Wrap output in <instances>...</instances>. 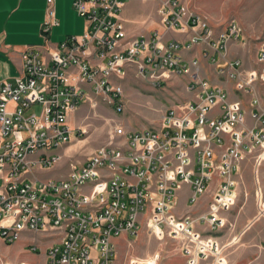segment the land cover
<instances>
[{"label": "built area", "instance_id": "built-area-1", "mask_svg": "<svg viewBox=\"0 0 264 264\" xmlns=\"http://www.w3.org/2000/svg\"><path fill=\"white\" fill-rule=\"evenodd\" d=\"M47 2L44 32L57 24L54 0ZM73 4L86 20L85 32L49 51L48 60L29 49L23 75L0 79V239L15 242L25 230L51 237L61 232L40 264H116L114 237L143 230L178 240L187 264L214 257L216 262L218 241L205 238L196 223L222 227L219 212L237 200L236 175L242 161L256 153L258 168L264 160V110H251L253 123L247 125L243 102L199 78L198 59L186 62L179 50L206 43L221 54L230 41L241 38L240 23L232 19L217 32L205 15L182 0H163L160 13L166 29L191 28L195 33L184 41L165 43L156 30L150 37L130 40L121 50L127 36L120 19L123 0ZM256 64L247 72L241 69V60H234L218 72L227 74L236 90L251 94V104L258 108L261 98L255 83L264 86V38ZM131 66H136L138 76L159 83L194 66L197 71L187 85L193 98L167 109L160 129L113 125L108 142L83 163L73 162L64 179H29L30 172L52 168L63 159V148L74 137L69 115L84 101L95 106L91 94L123 110L124 87L113 77L124 76ZM35 105L42 108L39 114L25 113ZM218 145L224 146L220 153L215 151ZM216 176L221 182L206 213L197 217L175 213L177 193L184 184L191 186L190 202L196 204ZM0 264H8L1 254Z\"/></svg>", "mask_w": 264, "mask_h": 264}, {"label": "rangeland", "instance_id": "rangeland-1", "mask_svg": "<svg viewBox=\"0 0 264 264\" xmlns=\"http://www.w3.org/2000/svg\"><path fill=\"white\" fill-rule=\"evenodd\" d=\"M182 1L192 10L205 15L214 29H218L217 32L225 29L230 20L236 19L240 23L247 40L244 47L246 55L242 58L244 66H255L256 57L254 55L259 47L260 39L264 38V0H190L189 3ZM113 79L122 83L124 87L122 111H117L115 106L107 104L101 97H98L101 101L99 105L93 106L89 101H84L77 108L79 116L69 120L74 129L73 139L76 137L82 140L79 152L71 156L74 163H81L82 158L87 159L91 153L88 152L92 151L88 150L90 146L99 147L106 144L113 125H122L127 129L144 127L160 129L163 115L167 109L188 103L193 98V95L187 90V84L190 82L187 75L172 73L159 83L151 78L138 76L136 66H131L127 68L124 76H114ZM221 79H226V77L222 76ZM229 82L234 83L233 80ZM229 91L231 98L233 94L231 90ZM235 93L241 95L237 91ZM41 109L40 105H35L25 113L36 112L39 114ZM250 164L249 183L245 187L246 190L242 192L241 199L243 200H236L235 204L228 210L219 212V217L224 220V225L215 229L208 223L202 225L208 229V233L202 232L203 236L216 239L220 245L217 261L215 262L216 257H214L213 260H200L198 264H264L263 167L262 169L261 167L256 168L255 159L251 160ZM65 169L67 168L61 170L64 172ZM45 172H40L41 176ZM29 174V179H44L41 177L30 178ZM175 213L178 216H184L189 212L180 214L175 207ZM225 228L226 233H231L230 237H233V243L231 241L223 243L215 234L209 233ZM122 235L120 234L119 238ZM39 238V235L32 232L28 236L19 237L15 242L8 244L0 239L2 259L8 264H20L22 261L28 264H36L41 259L40 252L44 240L50 242L56 237L45 235L41 239ZM114 243L116 244V264H137L155 258L157 264H163L166 257L174 260L180 252L186 258L187 264V255L182 250V244L170 236L158 238L142 230L138 235H131L130 238L118 244L115 241ZM231 243L232 245L228 248ZM34 245H36V250L32 249Z\"/></svg>", "mask_w": 264, "mask_h": 264}, {"label": "crops", "instance_id": "crops-1", "mask_svg": "<svg viewBox=\"0 0 264 264\" xmlns=\"http://www.w3.org/2000/svg\"><path fill=\"white\" fill-rule=\"evenodd\" d=\"M123 1L124 6L120 13V19L125 26L127 36L121 42V46L119 47L121 50L126 47V43L130 40L137 37H150L156 30L163 34V41L165 43H168L174 39L184 41L195 33V31L191 28L186 32L168 31L166 29L162 22V16L160 13L163 0ZM184 1L187 3L190 2V0ZM73 2L74 0H54L53 7L55 8L56 12L57 24L51 25L50 30L44 32L43 24L48 20L47 0H0V79L13 80L15 77L23 75L24 54L29 49L39 51L42 57L48 60L49 51L56 49L62 42L68 41L71 36H80L85 32L87 29L86 20L77 12ZM246 44L247 40L243 32L241 38L239 40L230 41L228 44V49L221 50V54L216 52L213 47L206 43H198L192 49L182 47L179 50V53L186 62L193 59H198L199 78H207L213 85L223 87L229 92V96V90H231L233 96L230 99L241 100L243 102L244 107L247 110L246 123L247 125H251L253 123V119L251 117L250 111H258L259 109L264 110V86L262 82L255 83V87L259 91V98H261V103L258 108H256L251 104V94H246L245 92L236 90L235 83L232 84L229 82L231 79L228 77V75L218 72V69H227L229 62L234 60L242 61L241 69L243 71L248 72L257 67L256 58L255 66H244L242 58L246 55V49L244 48ZM257 52L254 55L255 57H257ZM95 59L97 58L95 57ZM230 69L231 68H229V70ZM196 71L197 69L193 66L190 67V69L183 75H187L189 78L188 80L190 81L195 76ZM222 76H225L226 79H221ZM235 91L241 93V95L239 96L235 93ZM189 92L193 95V92ZM91 96L96 99V103L98 105L101 103L97 96L94 94H91ZM218 110L219 107L217 106L214 109V112ZM261 113V115L264 117V112L262 111ZM78 116L79 112L78 109H76L74 112L70 113L69 120H73V118L75 119ZM71 127L73 128L72 125ZM81 141L82 140L75 137L73 139V143L70 146L63 148L65 155L56 167L45 170H34L29 174V177H41L44 179L67 177L71 169V164L74 162L71 160V156L79 152ZM83 141H86V139H83ZM95 148L97 147L90 146L88 150L93 151ZM223 149L224 146L222 145L215 146V151L217 153H220ZM92 151H89L88 153ZM254 155H256V153L249 155L245 160L242 161L241 172L240 174L236 175L239 183L236 188L237 201L241 199L243 195L242 192L246 190L245 187L249 183L250 163L251 160H254ZM81 161V163H83L85 158H82ZM260 167L261 169L263 167V171H261L262 176H264V161L259 166V168ZM62 168H67L64 171L65 173L61 170ZM42 171H46L45 174H47L41 176L40 172ZM220 182V177L216 176L214 181L210 184L208 191L203 196H201L196 204H192L190 202L191 186L189 184H184L182 189L179 190L177 194L176 211L180 214L189 212L194 217H197L203 212L207 211L212 200L213 192L216 190ZM202 225L203 224L197 223L196 226L202 232L204 231V233H208L207 227ZM225 231L226 228L209 233L215 234V236H217V238L223 243H228L229 241L233 243V237H230L231 233H226ZM30 233L32 232L25 230L21 234V237H26ZM56 233L59 235H57L56 238L52 239L50 242L44 240L42 251L40 252L41 259L40 261H37L36 264L42 263L46 259V252L48 248L54 242L61 239V232ZM35 234L39 235V239H41L42 236L47 235L45 233ZM130 237V234L123 233L120 238L119 236L115 237L114 241L118 244ZM232 243L229 244L228 248L232 245ZM32 249L36 250V245H34ZM154 260L155 264H157V259L155 258ZM163 264H186V258L180 252L178 253L177 258L174 260L166 257L163 260Z\"/></svg>", "mask_w": 264, "mask_h": 264}, {"label": "bare ground", "instance_id": "bare-ground-1", "mask_svg": "<svg viewBox=\"0 0 264 264\" xmlns=\"http://www.w3.org/2000/svg\"><path fill=\"white\" fill-rule=\"evenodd\" d=\"M137 262V261H135ZM137 264H155V260H150V261H147V262H138Z\"/></svg>", "mask_w": 264, "mask_h": 264}]
</instances>
